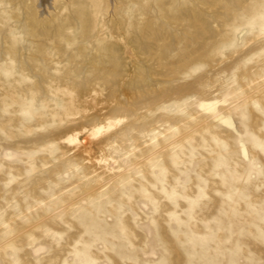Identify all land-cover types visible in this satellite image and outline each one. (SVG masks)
<instances>
[{"label": "rangeland", "instance_id": "obj_1", "mask_svg": "<svg viewBox=\"0 0 264 264\" xmlns=\"http://www.w3.org/2000/svg\"><path fill=\"white\" fill-rule=\"evenodd\" d=\"M187 6L148 52L108 0H0V264H264V0Z\"/></svg>", "mask_w": 264, "mask_h": 264}, {"label": "bare ground", "instance_id": "obj_2", "mask_svg": "<svg viewBox=\"0 0 264 264\" xmlns=\"http://www.w3.org/2000/svg\"><path fill=\"white\" fill-rule=\"evenodd\" d=\"M190 1L191 0H108V12L110 13L111 8L113 9V12L111 11V20L114 26L111 27V31H113L114 34L116 33L119 39L132 40L137 46L133 47L134 50L138 49L154 52L156 51L154 48L158 46V43L166 45L175 44V46H177L180 43V39L176 37V34H173V30L181 25L182 22L190 20V23L186 25V29L190 31V34H188L189 36L194 33V17L192 16L194 12L187 6H190ZM146 4H150V6ZM167 6H170L171 10L178 12L177 14H179V16L177 17L176 14L175 16L171 15L172 13L169 15L170 11L167 9ZM125 12L129 13L128 19L124 18ZM83 15H87L85 11L84 13L83 11H79L75 14V18L79 20L78 23L82 30L86 28L88 23V20L85 21L82 18ZM62 28L63 26L58 24L56 33L59 34ZM184 40L186 39L184 38ZM186 43L188 42L186 41ZM162 46L163 45L160 47ZM113 126L114 124L109 122L107 127L95 129L94 136L105 133ZM64 142L68 144L78 142V133L65 138ZM100 162L105 163L106 160L101 159Z\"/></svg>", "mask_w": 264, "mask_h": 264}]
</instances>
